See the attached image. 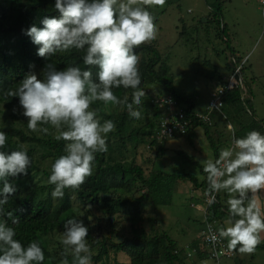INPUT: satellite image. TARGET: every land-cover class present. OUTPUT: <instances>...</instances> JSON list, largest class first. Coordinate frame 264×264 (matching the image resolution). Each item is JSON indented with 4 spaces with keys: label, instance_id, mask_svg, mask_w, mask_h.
I'll return each instance as SVG.
<instances>
[{
    "label": "clouds",
    "instance_id": "9594fccd",
    "mask_svg": "<svg viewBox=\"0 0 264 264\" xmlns=\"http://www.w3.org/2000/svg\"><path fill=\"white\" fill-rule=\"evenodd\" d=\"M166 4L167 0H55L59 16H45L43 27L34 24L25 31L38 46L37 55L49 62L42 79L30 72L5 95L19 98L28 131L64 142V154L51 164L48 179L55 186L53 199H62L65 189H80L93 175L96 154L108 150V134L115 130V123L111 119L101 122L94 103L126 107L131 118L143 119L139 106L145 91L136 49L157 38L156 17L150 9H163ZM72 50L84 53L86 69L77 65L58 69L50 62L58 53ZM93 68L98 69V79L93 78ZM121 87L132 90L131 102L127 95L115 94L114 89ZM7 148V133L0 131V264H43L41 243L33 240L25 246L15 238L16 229L9 221L17 225L19 217L15 209L6 207L17 191L10 178L28 175L33 160L23 144ZM201 163L208 183L207 203H215V194L220 192L229 196L225 226L218 232L209 230L210 242L226 240L228 251L254 254L264 243V134L252 130L243 138L234 137L232 146L221 149L217 159ZM88 235L82 220L64 221L58 237L63 245L60 264H92Z\"/></svg>",
    "mask_w": 264,
    "mask_h": 264
},
{
    "label": "trees",
    "instance_id": "16d2710c",
    "mask_svg": "<svg viewBox=\"0 0 264 264\" xmlns=\"http://www.w3.org/2000/svg\"><path fill=\"white\" fill-rule=\"evenodd\" d=\"M173 1L167 0V4H171ZM210 6L213 15H209L206 22H218L221 37L228 42V46L234 53L227 32L228 28L220 17L223 0H215ZM45 16H59V12L55 9V0H0V106H3L5 110L0 109V113L7 116L6 122L10 121L6 125L0 124V131H5L8 136V148L5 150L10 151L23 144L27 147L28 155L33 160L32 167L28 169V175L21 174L19 177L10 178L17 191L10 197L6 207L10 210L15 209L14 214L19 217L20 222L17 225H11V221H9V225L16 229L15 238L25 246L33 240L41 243L45 254L43 264H55L57 252L50 249L47 237L56 235V233L61 235L63 223L69 218L75 217L85 223L88 222L85 218L92 215V210L99 207L111 189L121 188L132 192L136 183L141 182L144 192L139 197L136 196L131 203L132 209H135L134 216L136 217L140 216L144 199H149L155 205L171 204L177 181L185 179V177L192 180L195 179V176L189 173L169 172L163 168L152 170L150 174L146 175L142 166L137 165L134 161L111 160L107 150L105 153L96 154L95 163L97 166L93 175L80 189H65L62 199H53L51 193L54 185L34 181L35 173L40 170H43L45 176L49 178L51 164L64 154V142L55 141L51 135H38L28 131V118L23 115L19 98L7 97L5 93L9 89H16L20 81L30 72L37 68L43 70L46 63L49 62L48 59L37 55L38 46L25 34V31L34 24L43 27L42 20ZM185 30L186 27L182 29L181 34L185 35ZM164 54L165 52L159 49L155 42L136 49L142 77L141 87L145 91V96H147L151 85L159 86L162 92L172 93L189 107V111H194L195 105L192 96L184 95L176 89L174 75ZM83 55L84 53L81 51L72 50L70 53H58L50 58V62L56 63L58 69H63L68 65H77L86 69ZM91 70L93 78L98 79L96 75L98 69ZM114 92L121 98L127 95L131 102V89L125 90L121 87L114 89ZM252 106L251 98L245 96L240 86L234 87L225 95L223 106V111L226 114L225 120L230 121L235 127V138H243L252 130L264 134V122L255 115ZM92 108L99 109V115L104 114L115 123V130L109 134L121 136L125 121L129 116L126 107H120L121 110L116 115L110 112L108 106L102 102L94 103ZM156 109L155 116L158 118L160 111L157 107ZM212 125L197 119L193 120L188 132L182 136L193 140L196 134L195 128L203 126L214 149L215 159H217L220 152V140H215V136L218 134L215 135V132L211 130ZM147 133L148 130L144 131V134ZM150 134L153 132L150 131ZM39 143L47 147V150L44 149L41 153L42 157L36 153L37 146H40ZM149 146L156 149L157 156L166 152V146L160 145L154 140ZM47 155L51 157V163L45 162L42 166L41 163L44 162H42V158ZM187 159L191 158L187 157ZM198 186H204V193L205 187L208 189L207 179L205 178ZM43 193L47 195H43ZM111 201L109 212L113 215L120 211L117 207L125 200L111 198ZM126 201H129V198H126ZM226 217H228L227 205L218 196L215 203L210 205L208 218L210 221H214L223 220ZM203 224L205 225L204 220ZM133 225L131 224L132 235L121 240H112L106 236L100 239V235H94L90 227L87 240L91 247L96 245L99 248L96 255L92 254V259L103 260L111 251L114 253L122 251L130 257V264H189L190 261L186 259L187 255L184 250L178 246L170 233L163 231L150 234L145 228ZM192 247L196 248V252H194L196 258H205L210 252L209 247L200 240L193 241ZM258 248L264 249V243H261ZM69 260L71 261V257Z\"/></svg>",
    "mask_w": 264,
    "mask_h": 264
},
{
    "label": "rangeland",
    "instance_id": "374dc122",
    "mask_svg": "<svg viewBox=\"0 0 264 264\" xmlns=\"http://www.w3.org/2000/svg\"><path fill=\"white\" fill-rule=\"evenodd\" d=\"M214 1L174 0L171 4H166L163 9L159 7L150 9L156 17L155 23L158 28L157 38L152 42L157 43L159 49L165 52L167 63L174 75L176 89L184 95L192 96L195 108L201 112L208 106L212 90L221 83L219 75L221 74L223 80L225 75H232L234 69L232 56H236L237 63L243 65L240 75L243 80L241 89L246 97H252L254 113L264 122V7L260 0H223L220 17L228 28L231 46L234 48L233 53L228 42L220 35L218 22H206L209 15H213L210 5ZM184 27H186L185 35L181 34ZM32 73L43 78L42 69L37 68ZM150 87L147 96L142 98V105L139 106L143 119L137 120L128 116L121 131L122 137L108 134L107 144H110L108 155L114 161H134L142 166L146 175L152 170L163 168L169 172H189L203 178L201 161L208 158L214 160L215 157L214 149L203 126L195 128L196 134L193 141L186 136L170 138L164 143L166 152L160 156L156 155V149L149 146L154 139L150 131L153 132L158 123V118L155 116L157 109L151 104L150 97L166 93L162 92L159 86L151 85ZM3 108L0 106L1 110H4ZM108 108L116 115L122 107L109 105ZM212 115L215 118L218 116L221 118L217 122V128L221 133L226 134L223 137L226 146L224 144L221 146L220 143V149L231 147L235 127L234 131L230 130L229 124L219 113L213 112ZM99 116L101 122L108 120V116L104 114ZM215 118L211 127L217 125H215ZM5 120L7 121V116L0 113V124H9L10 121ZM147 130L148 133L144 134ZM218 139L220 138L215 136V140L218 141ZM39 145L41 147L37 146L36 153L42 157L41 153L44 149L47 150V147L40 143ZM181 152L184 153L181 154ZM198 160L201 163H199L200 166L194 165ZM42 162V166L45 162L50 164L51 157L47 155L42 158ZM96 166L95 163L94 171ZM43 172V170L36 172L34 181L49 184V178ZM188 182L187 177L177 181L178 193L176 190L173 192L171 205H155L149 199H144L140 216L136 217L131 203L136 196L139 197L144 192L141 182L136 183L132 192L113 188L99 207L92 210V215L85 218L88 222L83 221V223L88 229L91 227L94 235H100V239L106 236L112 240H121L130 236L132 235L131 224L145 228L150 234L166 231L184 250L186 259L190 261L189 264H194L196 257L190 242L196 240L202 242L198 230L202 229L203 225L193 219L194 214L201 212L199 213L195 207L191 206L189 197L183 195L188 186H195L189 185ZM219 194L226 201L229 198L225 192ZM111 198L125 200L117 207L120 211L113 215L109 212ZM126 198H129V201H126ZM261 200L264 201L262 197ZM201 211L203 213L202 209ZM203 219H205L204 213ZM59 236L60 234L56 233L47 237L50 249L57 252L55 264H60L62 259L63 245L58 240ZM188 243L190 246H187ZM89 246L92 254L96 255L99 248L96 245L91 247L89 244ZM130 262V257L122 251L117 253L111 251L103 260L92 259V264H130ZM207 264L210 263L207 262ZM222 264H264V249L257 248L252 255H241L236 251L234 257L223 258Z\"/></svg>",
    "mask_w": 264,
    "mask_h": 264
},
{
    "label": "built area",
    "instance_id": "2783aa9c",
    "mask_svg": "<svg viewBox=\"0 0 264 264\" xmlns=\"http://www.w3.org/2000/svg\"><path fill=\"white\" fill-rule=\"evenodd\" d=\"M264 7V0H260ZM243 68L242 63L236 64L232 75L229 77L228 81L217 87L211 94L210 101L208 103L207 109L204 112L200 111H189V107L180 102L171 93H161L158 95H152L151 103L156 106L160 115L158 116V123L153 131V140L158 144L162 145L166 143L170 138H175L186 134L191 126L193 120H199L209 124L213 123L212 113L219 112L221 115L225 116L223 112L224 97L227 92L234 87L243 86V80L241 75V70ZM216 200L218 193L215 194ZM207 194V188L205 187L203 193V201L201 204H197V207L203 210L205 216V225L200 231V237L202 242L209 247V258L212 264H222L223 258H230L235 255V251H228L227 241H222L213 245L209 240L210 229L213 232H218V226L216 224L217 220L210 221L208 216H210V205L207 203L209 199ZM196 252V248H193ZM223 252L222 255L217 256V253ZM190 254V253H189Z\"/></svg>",
    "mask_w": 264,
    "mask_h": 264
},
{
    "label": "crops",
    "instance_id": "0c3cea01",
    "mask_svg": "<svg viewBox=\"0 0 264 264\" xmlns=\"http://www.w3.org/2000/svg\"><path fill=\"white\" fill-rule=\"evenodd\" d=\"M232 60H233V64H234V68H235V65H236V63L238 62V59L236 58V56H232ZM234 70V69H233ZM231 76V75H230ZM230 76H226L225 75V77H224V80H223V78H222V76L221 75H219V77L220 78H222L221 79V83H220V85L218 86V87H220L221 85H222V83H226L227 81H228V79H229V77ZM241 87V86H240ZM217 87H215L213 90H212V92L216 89ZM152 90V89H151ZM150 91V90H149ZM212 92H211V94H212ZM172 94V93H171ZM174 96V95H173ZM211 98V97H210ZM249 98H251V100H253L252 99V97H249ZM210 101V100H209ZM181 102V101H180ZM183 103V102H182ZM209 103V102H208ZM185 104V103H184ZM206 109H207V107H206ZM206 109H205V111H206ZM194 110L195 111H200L201 112V110H197L195 107H194ZM202 112H204V111H202ZM215 112V111H214ZM224 112V111H223ZM217 113H219V112H217ZM220 114V113H219ZM224 114H225V112H224ZM221 115V114H220ZM223 116V115H222ZM224 117V119H226V114H225V116H223ZM215 117L213 116V119H214ZM219 119H221L219 116H218V118H215V125L217 124V122H218V120ZM260 119V118H259ZM220 121V120H219ZM225 122L227 123V124H229V125H231V130H233L234 131V126H233V124L230 122V121H226L225 120ZM221 123V122H220ZM223 123V122H222ZM212 124H214V120H213V123ZM214 125V126H215ZM224 125V124H223ZM217 126H218V124L215 126V127H211V130L213 131V132H215V135H217V137L218 138H220V139H218V140H220L219 142L221 143V146L224 144L225 145V142L223 141V137H224V135H226V134H223V133H221L219 130H218V128H217ZM233 126V127H232ZM234 135V134H233ZM187 137V136H186ZM233 138H234V136H233ZM190 140V139H189ZM193 141V140H192ZM193 143V142H192ZM226 146V145H225ZM221 150V149H220ZM184 153V152H183ZM214 160H215V157H214ZM194 162V161H193ZM199 163H200V161L198 160V161H195V163H194V165H198V166H200L199 165ZM201 164V163H200ZM202 171V174H203V178H200V177H198L197 175H195V174H193L194 176H195V179H190V178H188L189 179V185H192V184H194L195 186H188L187 187V190L185 191V194H183L184 195V197H189V200H190V204H191V206H193V207H195L196 208V210L197 211H199V213L200 214H194L195 215V218L193 217V219L194 220H198L199 221V223H201L202 225H204L203 224V213H202V211H201V209H200V207H197V204L198 203H202V201H203V189H204V186L203 187H199L198 186V184H200V183H202L204 180H205V178H206V174L203 172V170H201ZM186 173H189V172H186ZM189 174H192V173H189ZM183 180V179H182ZM179 182V181H178ZM200 188V189H199ZM175 190H176V187H175ZM178 191H180V190H178ZM176 192H177V190H176ZM178 193V192H177ZM218 196H220V199L222 200V202L224 203V204H226V200H224L222 197H221V195L218 193ZM261 197H262V199L264 200V193H261ZM172 203V202H171ZM169 205H171V204H169ZM227 205V204H226ZM227 218V217H226ZM225 218V219H226ZM225 219H223V220H217L216 221V224H217V226H218V228H220V227H223V226H225L224 225V220ZM202 228H203V226H202ZM200 230H202L201 228L198 230L199 231V233H200ZM197 231V232H198ZM175 239V238H174ZM176 240V239H175ZM189 241V240H188ZM192 242L193 241H191L190 243L192 244ZM179 245V244H178ZM181 245V244H180ZM187 246H190L189 245V243L187 244ZM207 257H198V258H196V260H195V262H194V264H207V262H209L210 264H212V262H211V260H210V258H209V254L208 255H206ZM235 256V255H234ZM233 256V257H234ZM230 258H232V257H230Z\"/></svg>",
    "mask_w": 264,
    "mask_h": 264
}]
</instances>
